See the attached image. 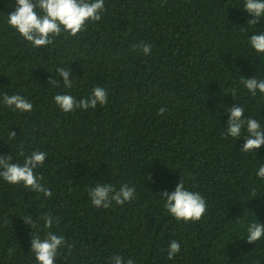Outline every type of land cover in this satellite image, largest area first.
<instances>
[{
	"label": "trees",
	"instance_id": "obj_1",
	"mask_svg": "<svg viewBox=\"0 0 264 264\" xmlns=\"http://www.w3.org/2000/svg\"><path fill=\"white\" fill-rule=\"evenodd\" d=\"M15 2L0 0V155L22 165L33 151L47 153L35 172L52 196L0 177V264H38L32 235L48 231L67 242L54 264H112L115 255L125 264H264V238L247 241L248 226L264 224V146L242 152L244 138L225 135L234 104L264 127V94L241 82L264 79V54L250 45L264 17L248 25L245 0H104L100 21L37 48L8 24ZM58 67L71 69L72 88ZM97 86L108 103L95 109L65 113L53 99L80 100ZM4 94L33 109L13 110ZM181 179L206 200L199 221H178L165 208L160 194ZM98 184H128L134 199L97 208L89 191ZM45 213L59 223L46 229ZM173 240L181 250L170 260Z\"/></svg>",
	"mask_w": 264,
	"mask_h": 264
},
{
	"label": "clouds",
	"instance_id": "obj_2",
	"mask_svg": "<svg viewBox=\"0 0 264 264\" xmlns=\"http://www.w3.org/2000/svg\"><path fill=\"white\" fill-rule=\"evenodd\" d=\"M244 9L251 16L248 25H257L258 21L264 17V0H245ZM105 10L104 0H16L15 10L8 14V24L16 29L19 34L34 47H47L53 44V37H57L62 31L76 36L84 31L90 22L100 21ZM250 45L257 53L264 54V33L253 34L250 37ZM134 48L141 49L143 54L149 55L152 50L150 44L135 45ZM58 75L63 78L65 89L73 87V79H69L71 69L58 67ZM51 84L59 86L57 80L50 79ZM242 84L252 96L259 91L264 94V79L255 77L245 79L242 77ZM234 98V93L231 94ZM59 108L69 113L77 108L87 110L95 109L97 105L108 103V92L105 88L94 87L92 94L86 98L77 100L69 94H57L53 97ZM3 103L21 112H31L33 104L20 94L3 95ZM166 109L161 107L159 114L163 115ZM229 119L227 121L226 136L235 139L244 138L245 143L240 151L253 152L264 146V127L258 119L245 117V109L237 104L227 109ZM247 132L242 136V130ZM16 133H8V140L14 141ZM47 153L39 150L33 151L30 156L25 157L24 163H11L12 156L0 155V177L10 184H23L25 188H30L37 193H43L44 197H51L52 191L45 187L41 181L42 176H38L35 169L42 166L46 160ZM257 176L264 179V164L257 172ZM151 179V177H149ZM135 188L128 184L122 185L118 190L111 184H98L89 191L92 205L97 208H109L113 202L123 205L134 199ZM165 199V208L178 221H199L207 211L205 198L198 192H193L185 188L184 182L177 183L175 190L171 193L164 191L160 194ZM24 222L34 230L39 231V221H43L46 229H51L54 222L59 223L58 218L45 213L39 216V221H34L31 216H25ZM247 241L254 243L264 238V224L252 222L248 226ZM63 236H58L52 231H48L43 239L37 234L32 235L31 252L35 254L38 264H54L58 258L59 249L66 245ZM180 244L173 240L168 246V259H174L180 252ZM112 264H125L122 256L111 257ZM126 264H135L134 259L129 258Z\"/></svg>",
	"mask_w": 264,
	"mask_h": 264
}]
</instances>
